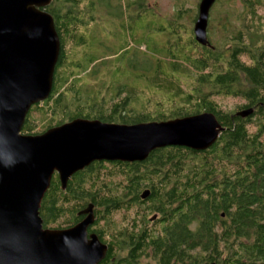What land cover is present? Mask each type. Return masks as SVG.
Instances as JSON below:
<instances>
[{
    "label": "trees",
    "instance_id": "obj_1",
    "mask_svg": "<svg viewBox=\"0 0 264 264\" xmlns=\"http://www.w3.org/2000/svg\"><path fill=\"white\" fill-rule=\"evenodd\" d=\"M96 1L51 0L46 7L60 52L51 93L31 106L22 132L59 124L56 114L132 124L204 111L214 113L222 130L204 150L171 145L142 161L95 160L73 173L64 189L54 174L39 208L43 227L73 224L91 205L93 229L109 248L101 264H138L149 254L155 264H264V45L252 48L243 29L226 32L219 44L208 34L209 45L199 44L193 28L180 23V10L154 29L165 40L155 33L149 39L155 62L138 69L128 60L124 69L109 68L104 91L86 93L82 78L92 70L87 49ZM129 17L135 21L138 14ZM155 96L160 98L148 106ZM226 97L241 101L223 109ZM32 108L47 120L36 133ZM250 108L249 115L240 114ZM115 214L129 217L126 225L117 226Z\"/></svg>",
    "mask_w": 264,
    "mask_h": 264
},
{
    "label": "water",
    "instance_id": "obj_2",
    "mask_svg": "<svg viewBox=\"0 0 264 264\" xmlns=\"http://www.w3.org/2000/svg\"><path fill=\"white\" fill-rule=\"evenodd\" d=\"M215 0H200L194 22L195 40L209 45L207 24ZM51 0H0V156L14 151L13 166L0 164V254L16 261L25 255L55 264H71L59 248L72 243L93 222L92 206L79 223L66 229L43 227L41 201L54 171L62 189L70 176L95 160L142 161L165 146L204 150L218 138L222 126L214 113L132 124L101 119L74 118L38 134L21 133L30 107L47 99L60 52V40L52 15L46 10ZM252 109L240 114L247 116ZM149 190H143L146 198ZM99 243L100 261L107 246ZM15 242L22 244L18 251ZM213 264V263H211Z\"/></svg>",
    "mask_w": 264,
    "mask_h": 264
},
{
    "label": "rangeland",
    "instance_id": "obj_3",
    "mask_svg": "<svg viewBox=\"0 0 264 264\" xmlns=\"http://www.w3.org/2000/svg\"><path fill=\"white\" fill-rule=\"evenodd\" d=\"M199 1L200 0H97L96 2L98 5L93 13L96 21H94L91 29L93 35H90L92 46L91 49H87L89 51L87 53L94 56L91 63L87 62L89 65L88 68L92 70L88 74L83 73L84 75L82 78L83 82L86 83V93H90L94 89H99L101 92L104 91L106 87L104 82H108L109 80L110 71L107 70L109 68H111L112 71L117 69V66L124 69L128 60H131L134 66L137 65L138 69L142 67L145 68L149 60L155 62L158 53L156 49L154 52L150 50L151 47L149 42V39H151L156 32V30H154L155 27H157L159 23L164 25L167 21L173 19L177 12L183 11V18L180 20V23L183 24L185 28H193V18L194 14H197V4ZM251 1L252 4H246L247 0L215 1L209 10L207 37L209 36L208 34H210L211 41L215 44H219V41L226 32L229 33L231 30L243 29L248 32V40L252 48L262 47L264 45V3L259 0H257V2H255V0ZM136 13L138 17H136L135 21H132L129 16L132 14L134 17ZM130 33L132 34L131 36ZM155 36L159 40L166 39L164 33H155ZM80 50H77V54L79 55L81 54ZM161 51L165 52V49H161ZM241 59L246 61V63L250 62V59L245 55L242 56ZM159 98L160 97L157 96L152 97V101L149 102L150 105L148 104V106H153L155 100L157 101ZM237 101L241 100H238V98L226 97L221 101V106L223 109H234ZM44 107H46V104H44ZM151 109H153V107ZM33 110L35 109L32 108L30 116L36 120V123L32 128V133H36L46 127L47 120L44 121L45 119H42V112H35ZM56 116L57 117L54 118L55 120L57 119L55 123L60 122L59 124H61L69 121L67 120V115L58 116V114H56ZM252 121L255 123L258 122L256 118ZM254 122L250 125L254 126ZM21 133L25 134L29 132H22L21 129ZM131 214H133L132 211H130L129 216H132ZM154 215H156V213L152 214V216ZM122 218L123 217L115 214L114 220H116V225L119 227L126 225V221L129 217H126V220H122ZM138 264L155 263L151 254H149L140 258Z\"/></svg>",
    "mask_w": 264,
    "mask_h": 264
},
{
    "label": "clouds",
    "instance_id": "obj_4",
    "mask_svg": "<svg viewBox=\"0 0 264 264\" xmlns=\"http://www.w3.org/2000/svg\"><path fill=\"white\" fill-rule=\"evenodd\" d=\"M5 111H10L5 107L0 108V122L3 121V113ZM13 149L12 152L5 153L0 156V164L4 167L13 166L17 162L14 156ZM15 247L18 251L23 250V245L15 242ZM59 251L63 258L67 261H70L71 264H99L100 261V252H99V243L93 241L87 231L81 233L80 237L73 240L72 243H65L59 248ZM0 264H55L53 260H41L38 257L31 255H25L22 259L16 261L5 259V257L0 254Z\"/></svg>",
    "mask_w": 264,
    "mask_h": 264
},
{
    "label": "flooded vegetation",
    "instance_id": "obj_5",
    "mask_svg": "<svg viewBox=\"0 0 264 264\" xmlns=\"http://www.w3.org/2000/svg\"><path fill=\"white\" fill-rule=\"evenodd\" d=\"M215 1H216V0H215ZM241 109H243V108H240L239 110H241ZM54 174H57V176H58V173H57L56 171H54L52 177L54 176ZM51 179H52V178H51ZM89 206H91V205H89ZM87 208H88V207H87ZM92 211H93V209H92ZM79 214H80V215H79ZM79 214H78L79 217L77 218V220H76L73 224L71 223V224H68L67 226H64V227H57V226H55L54 224H51V226H50V227H47V228H50V229H66V228L72 227V226H74L75 224L81 222V221L86 217V215H87V214L82 213V212H80ZM223 215H224V214L221 213V216H223ZM96 226H97L96 216H95V214H94V212H93V222L90 223V224L88 225V227H87V233L89 234V236H90V234L94 233V234L99 238V240L107 246L108 243H107L105 240H103L101 237H99V235L97 234V232L94 231L93 228L98 229ZM128 227H130V225H129ZM107 250H109L108 246H107ZM111 250H112V248H111ZM106 252H107V251H106ZM105 256H106V254H105ZM104 258H105V257H104ZM211 263H212V262H211ZM99 264H101V262H100Z\"/></svg>",
    "mask_w": 264,
    "mask_h": 264
}]
</instances>
